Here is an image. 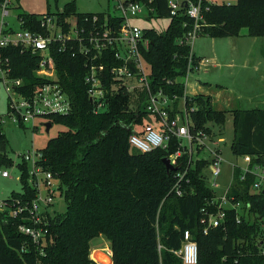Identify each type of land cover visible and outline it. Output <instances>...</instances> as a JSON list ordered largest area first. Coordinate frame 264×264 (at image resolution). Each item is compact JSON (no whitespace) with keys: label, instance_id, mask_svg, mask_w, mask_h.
I'll return each instance as SVG.
<instances>
[{"label":"trees","instance_id":"1","mask_svg":"<svg viewBox=\"0 0 264 264\" xmlns=\"http://www.w3.org/2000/svg\"><path fill=\"white\" fill-rule=\"evenodd\" d=\"M151 6L154 11L149 19L167 18L170 23L163 32L144 29L150 42L144 52L151 68L150 84L154 92L163 91L181 99L190 47L179 42L192 30L193 21L186 15L170 17L167 0H154ZM61 11L56 14L63 18L92 19L95 15L77 12L75 3ZM202 13V35L239 37L246 29L252 38L264 37V0L205 2ZM40 17L20 14L18 19L22 28L37 31L42 30ZM2 55L10 60L11 77L23 80L27 95L47 81L36 75L38 55L16 48H7ZM53 58L55 76L71 100L72 111L48 117L52 126L62 125L67 130L42 150V167L59 180L67 208L63 214L55 211L50 218V233L42 252L18 232L16 220L0 216V264H94L91 242L100 236L110 243L113 264H182L173 252L181 247L185 231H190L197 242L198 264H264L257 242L264 233V195L253 191L255 176L241 180L242 172L236 169L229 190L230 196L244 203L245 211L250 205L249 214L244 211L241 223H237V213L228 210L223 226L205 235L202 209L215 211L208 202L217 193L208 180L209 162L197 161L195 168H190V182L184 185L183 196H176L171 192L176 173L167 172L163 159L176 150L178 141L172 140L169 151L157 149L150 153L130 142L134 132L148 123L142 104L145 94L138 100L135 92L114 90L109 111L96 114L85 83L86 59L57 51ZM195 63L198 65V60ZM186 103L188 108H197L192 113L196 127L209 134L212 129L207 122L222 127L231 116L235 130L233 155H249L253 163L264 162V110L217 111L212 99L203 95L187 97ZM7 153V137L0 135V167L12 166ZM20 168L23 190L33 198L27 163ZM13 195L18 197L20 193ZM159 243L163 246L161 252Z\"/></svg>","mask_w":264,"mask_h":264},{"label":"built area","instance_id":"2","mask_svg":"<svg viewBox=\"0 0 264 264\" xmlns=\"http://www.w3.org/2000/svg\"><path fill=\"white\" fill-rule=\"evenodd\" d=\"M12 1L5 0L0 3V84L8 94L7 118L24 127L27 124L35 125V121L40 118L48 122L49 116L68 115L72 111V103L55 76L53 52L68 53L72 57L82 56L86 59L85 83L88 85L87 92L94 113L102 114L109 111L110 95L114 90L135 92L138 100L141 99V94H145L142 104L145 105L144 112L152 122L148 121L141 130L134 132L130 138L131 144L144 153H150L157 149L169 151L172 140L178 141L176 150L166 157L174 167H178L172 193L182 197L184 185L190 182L188 178L190 168L194 169L197 161L209 162L208 172L213 179L210 186L217 193L208 202L215 211L210 212L208 207L202 209L203 233L206 235L222 227L228 210H234L237 213V223H241V214L245 211V205L229 195L234 172L236 169L242 172L241 180H245L247 175L255 176L253 191L262 193L264 162L253 163L252 156H241L245 165H232V181L225 190L219 191L217 178L222 173L224 159L221 144L224 140L212 141L211 134L205 129L196 127L192 120L195 109L188 108L186 103L189 76L194 70L200 69V63L204 62L196 58L192 46L203 27V5L205 2L218 4L217 2L167 0L170 17L186 15L193 21L192 30L179 42L190 47L185 76L187 79L184 84L185 94L180 99L176 95L171 97L163 91L152 90L151 68L144 57L150 42L145 37L144 29L132 22L139 17L149 19L154 11L151 6L154 0H110L114 3V11L102 15L95 14L92 19H80L76 16L63 18L58 14H46L40 17L39 26L42 30L37 31L21 26L17 30L11 27L6 19L11 15ZM7 48H16L22 53L30 52L38 55L39 68L45 70L47 67L50 68V72H44L47 76H40L47 81L27 95L23 80L11 77L10 60L2 55V51ZM196 60L199 62L198 65L195 63ZM132 79L137 82L135 86L130 85L129 80ZM6 122L5 117L0 115V135L6 136L3 130ZM7 158L12 161V166L0 167V176L6 179L11 176L8 169L14 166V161L8 153ZM42 161V150H33L25 152L22 155V162L17 165L19 169L22 163H27L28 184L35 191L33 198L28 197L23 190L21 182L23 171L20 168L19 181L22 185L20 196L15 197L13 192L7 199L0 201V216L5 220H16L18 232L31 240L41 252L47 245L50 218L55 213L56 197L61 196L59 180L52 173L43 170ZM180 167L183 168L182 171ZM249 210L250 205L247 204L245 212L249 214ZM260 221L263 222V219L261 218ZM262 229L264 230V224ZM257 242L259 253L264 256V233L258 236ZM162 249L163 246L159 243V252ZM173 253L179 257L182 264H198V245L190 231L184 232L181 247ZM104 254L113 264L111 249H105ZM93 262L102 263L94 259Z\"/></svg>","mask_w":264,"mask_h":264},{"label":"rangeland","instance_id":"3","mask_svg":"<svg viewBox=\"0 0 264 264\" xmlns=\"http://www.w3.org/2000/svg\"><path fill=\"white\" fill-rule=\"evenodd\" d=\"M218 4H234L237 0H210ZM75 3L77 12L83 14H102L114 11V3L110 0H13L11 5V15L6 19L12 28H20L18 16L20 14H34L43 16L46 14H56L64 9L68 4ZM1 15V11H0ZM133 24L142 29H155L163 32L167 29L170 19L139 17L134 19ZM257 42L243 29L239 37L211 38L199 34L193 41V51L200 58L212 61L215 67L205 70L204 67L194 70L189 76L190 95L207 94L213 97L215 106L226 110L231 108H247L246 98L254 89L253 79L261 75L264 79V37ZM50 72V68L35 71L37 76H47L44 72ZM255 71V73H253ZM186 77L182 82L186 83ZM130 85L135 86L137 82L129 80ZM264 83V80H263ZM262 83V84H263ZM264 86V84L262 85ZM243 100H241V98ZM8 94L2 84H0V115L6 119L3 130L8 140V154L14 161V166L9 168L10 178L0 176V201L7 199L13 192L22 191L19 181L20 171L17 165L22 162V155L33 150H43L47 143L56 138L61 132L67 130L66 127L54 124L50 132H46V119L40 118L35 121V125L27 124L19 126L7 118ZM232 107H229V106ZM214 108V107H213ZM193 109H197L194 107ZM215 109V108H214ZM211 130L212 141L223 139L221 144L223 150L222 173L217 178L219 191L225 190L232 181V165L244 166L245 163L240 157L233 155L231 146L235 138L234 124L231 116H227L226 123L222 126L213 122L206 123ZM36 129H34V127ZM209 182L213 179L209 177ZM66 202L63 196L56 197L54 210L63 214L66 211ZM106 238V237H105ZM105 238H96L91 242V253L94 249H106L109 241ZM96 253V252H95ZM98 257V254L95 255ZM94 257V258H95ZM93 258V257H92ZM95 264V263H94Z\"/></svg>","mask_w":264,"mask_h":264},{"label":"crops","instance_id":"4","mask_svg":"<svg viewBox=\"0 0 264 264\" xmlns=\"http://www.w3.org/2000/svg\"><path fill=\"white\" fill-rule=\"evenodd\" d=\"M253 39L256 40L257 42H259L261 40L260 38H253ZM194 55L196 56V58L199 61H204V62L200 63V68L204 67L205 70H208L209 68L216 66V64L213 65L212 61L207 60V59L203 60V58H200V56L198 57L195 53H194ZM205 61H207V62H205ZM253 73H255V71ZM252 79L254 80L253 81L254 89L249 93V97L246 98V100H247L246 102L248 103L247 108H243V109L242 108H231V109L226 110L224 108H218V107L215 106V104H214L215 101L213 100V97L211 95L203 94V93H200V92H199V94L196 93L195 95H190L189 92H188L189 83H188V86H187L186 93H187L188 97H195V96H199V95L210 97L212 99V106L217 111H223L224 112V111H233V110H264V86H262L264 84L263 83L264 79H263V77L260 74L257 75L256 78H252ZM241 100H243V98H241ZM229 107H232V106H229ZM100 238H105V237L104 236H100ZM107 248H110V243H109V246L106 247V249ZM104 251H105V249L104 250L103 249H94V251L91 253V259L93 260L95 255L98 254L97 258L101 259V261H102L103 260V255H105Z\"/></svg>","mask_w":264,"mask_h":264},{"label":"water","instance_id":"5","mask_svg":"<svg viewBox=\"0 0 264 264\" xmlns=\"http://www.w3.org/2000/svg\"><path fill=\"white\" fill-rule=\"evenodd\" d=\"M149 122H152L151 119H148ZM45 128H46V132L49 133L50 129L52 128V123L50 121L45 123ZM163 164L166 167V170L168 173L170 172H176L178 170V167H174L171 163L170 160L168 158H164L163 159ZM263 195H264V190H263Z\"/></svg>","mask_w":264,"mask_h":264},{"label":"bare ground","instance_id":"6","mask_svg":"<svg viewBox=\"0 0 264 264\" xmlns=\"http://www.w3.org/2000/svg\"><path fill=\"white\" fill-rule=\"evenodd\" d=\"M94 260H97L99 262H102L101 264H111L110 260L108 259V257H106L105 255H103V260L101 261V259L99 258H93Z\"/></svg>","mask_w":264,"mask_h":264}]
</instances>
